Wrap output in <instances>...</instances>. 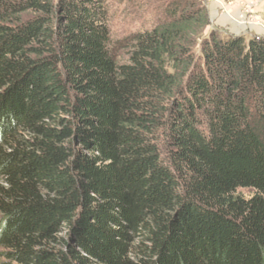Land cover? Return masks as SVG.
Returning a JSON list of instances; mask_svg holds the SVG:
<instances>
[{
  "label": "trees",
  "instance_id": "16d2710c",
  "mask_svg": "<svg viewBox=\"0 0 264 264\" xmlns=\"http://www.w3.org/2000/svg\"><path fill=\"white\" fill-rule=\"evenodd\" d=\"M163 5L0 0V264H264V37Z\"/></svg>",
  "mask_w": 264,
  "mask_h": 264
},
{
  "label": "rangeland",
  "instance_id": "374dc122",
  "mask_svg": "<svg viewBox=\"0 0 264 264\" xmlns=\"http://www.w3.org/2000/svg\"><path fill=\"white\" fill-rule=\"evenodd\" d=\"M209 26L204 33L242 34L264 37V0H203ZM164 0H108L111 10L109 25L115 42L138 31L150 29L164 13ZM119 61L129 59L128 49L120 48ZM252 189L241 188L237 194L250 197Z\"/></svg>",
  "mask_w": 264,
  "mask_h": 264
}]
</instances>
